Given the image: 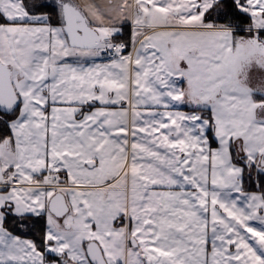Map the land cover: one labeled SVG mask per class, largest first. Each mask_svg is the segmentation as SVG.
I'll return each instance as SVG.
<instances>
[{"label":"snow or ice","instance_id":"6c2138e0","mask_svg":"<svg viewBox=\"0 0 264 264\" xmlns=\"http://www.w3.org/2000/svg\"><path fill=\"white\" fill-rule=\"evenodd\" d=\"M0 264H264V0H0Z\"/></svg>","mask_w":264,"mask_h":264}]
</instances>
